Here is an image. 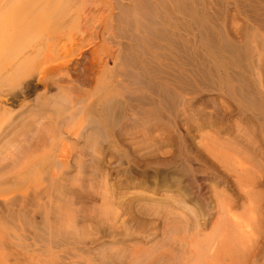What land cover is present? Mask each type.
Segmentation results:
<instances>
[{
    "label": "bare ground",
    "instance_id": "obj_1",
    "mask_svg": "<svg viewBox=\"0 0 264 264\" xmlns=\"http://www.w3.org/2000/svg\"><path fill=\"white\" fill-rule=\"evenodd\" d=\"M34 1L35 0H31V2ZM73 1L76 3L80 0H67V4H64V8L69 7L70 3ZM226 3L229 4V1L134 0L132 4L133 7L131 6L132 8L130 10H124V15L126 17H131L129 22L127 20L124 22L127 21L128 24H133L137 28V51L132 53V55L137 54V57L135 55H129L123 60L134 70L135 68L137 69V85H141L140 89L143 92L141 94V100L139 101L144 105H149L148 107L151 109L150 111L145 109L146 111L148 110L150 114H148V112L147 114H140L143 115V117H139L143 119H138L139 121H137V138L131 139L137 141L138 148L139 146H147L145 150L140 147V150L141 148L142 150L139 154L142 153L143 156H150L159 153L163 156H168L165 160L168 159V161L171 162L169 165L175 166L176 164L179 165L178 163L181 160H179V154L182 152L181 155L184 156V160L180 162L183 164L180 170L183 169L181 170L183 175L189 178L188 176H191V174H188V171L193 169L190 170L189 168L192 167L196 158H194V156L191 157L194 151H191L188 142L192 140V133L194 131H197L199 134L209 129L213 131V134L215 133L216 136H214V138L219 139L218 145L221 142L220 148L224 153L234 151L237 155L246 156V158L248 157L254 162L253 167H251L249 171L247 170L249 176L247 175L245 181H242L240 178L242 175H240V177L239 175L236 176V173L235 175H233L234 173L230 175L231 172L224 174V179L219 182V185L224 186L223 188L226 187L227 189H231L233 187L232 183H235V185H237V190L236 193L235 190L230 191L232 194L227 191H214L215 195H213V200L215 202H213L215 204L213 205L214 207L211 205L213 208L212 210L210 209L211 213L207 215L208 222L206 221V225L209 223L212 224L213 220H215V223L212 224V226L209 224V227L205 225L209 231L203 228L198 230L195 224H192L193 222L189 223L188 219L190 218H188V214V217L184 216L185 214L183 215L186 217L185 220H177L173 217V220L168 221V228L166 231V239L170 242V245L168 246L169 243L167 245L165 244L163 250L165 251L166 246L169 248L164 253L158 254L160 251H157V253L155 252L156 256L157 254L159 255L156 258L152 256L153 253L152 255L150 254L152 257L146 254L149 264H264V35L260 33L264 31V0H240L235 2L237 17H239V13H241L243 16L245 15V18L248 20L244 31L236 33L240 37L234 36V34L232 35L231 32H229L230 30L227 29L226 20L230 16V13L228 11L226 12L225 9H220L224 7ZM8 4H2L0 6V20L3 22L5 20L7 23L9 19L11 21L12 19L15 21L20 20L21 17L17 16L18 14H16V12L24 6L20 3ZM36 4L38 3L34 2V5ZM34 5L32 6L34 7ZM38 6L40 8V18H37L36 15L35 19L29 18L27 20L32 22V20H36L37 18V21L32 22L34 24L33 28L40 31L48 19H54L57 16V8L60 6H58V4L57 6L56 4L52 5L48 0L46 2L41 0ZM123 9L125 8L123 7ZM65 10L67 13L64 15V18L61 19H65V21L68 20L69 22L70 19L67 17L70 18L72 14H69L70 11L68 13L67 9ZM124 11L121 12L123 13ZM60 12L59 10V13ZM248 14L251 15L249 16ZM20 15L23 16V14ZM83 15L79 16L78 14L79 17L77 16V18H79L77 19L79 21V26L77 28L78 34L84 39L86 34L90 32H92V37L100 36L101 33L98 32L97 26H95L97 30H91L90 27L87 26L90 19L89 14L86 16ZM121 21L122 18L119 17L118 23ZM83 22L85 23L83 24ZM10 23L11 22H9V24ZM28 23L29 22H27V24ZM40 23L42 26H40ZM25 24L26 23L22 24L23 27ZM11 25L12 27L14 26L13 24ZM65 25H62L63 28L60 29V31L58 28L59 32L57 36L55 35L56 38L54 36L55 39L52 38V36L51 38H40L36 44H33V42H26V45L21 44V46L15 50H0V61L6 62L7 70H11V73H9V71L6 73L9 75L4 77V74L3 77L0 78V121L4 122L3 119L8 118L10 115L9 113L12 111V107L9 106L11 104L10 96H16L15 94L18 92L26 98L33 93H38L40 86L43 88V92L38 93L37 96L47 95L55 90L58 91L57 98H60L61 102L58 100L54 101L58 104L62 103L63 105V103H67L71 100L70 95H73L74 92H80L81 90L84 91L87 96L95 90V82H102L100 78L109 79L107 61L104 62L103 59H98V62L91 64L88 60L89 50L87 49L90 47V52L95 55V52L92 50L96 46L91 47V44L90 46L82 44L77 47L75 35L72 36L71 31L68 30V28L65 29ZM18 26H16V28ZM12 27L9 26L11 29ZM26 27H28V25ZM9 28L5 31H1L0 29V35L2 34L6 38L5 34H7V38H12L13 34L11 33L17 29L13 27L12 31ZM21 28L18 27V30H21ZM9 30L12 32L10 33ZM31 33H34L33 30ZM68 36L73 37L70 39L71 45L73 46L71 48H67L66 46H64V48H59L61 47L58 46L59 41H61L63 37L68 38ZM190 36H192V39L189 38ZM5 38L4 40L6 42L7 38ZM10 46H13V44L11 43ZM10 46L8 48H11ZM134 50L136 49L134 48ZM26 51L30 53L27 56V53H25ZM105 55H107V53H105ZM54 63L57 64L54 65ZM104 63L105 66L102 67ZM43 64L48 65V68H42ZM35 65H37L38 68H33ZM100 71L101 77L99 76L96 78L97 73ZM132 75L130 76L132 77ZM34 79H37V84L32 85L31 82ZM9 81L14 85H10ZM209 88L218 92L219 95L217 99L222 98V102H224L222 103L224 104L222 114H219L221 111L217 112L218 114L216 115L207 112L208 109L206 107L208 103H211L209 101L214 102L213 99L205 100L203 95ZM105 91L107 95L105 94L106 96H103V89V95L100 96L99 100L91 104L86 110L88 111V114H86L87 117H85V115L83 116L87 119L86 131L81 134L80 137L76 138L79 145L80 141H82L83 148L95 155H100V151L104 149V142L107 143L109 140L110 130L106 131V129H108L106 126L115 125L118 127L121 123L120 116L124 117L120 114V107L122 105L118 97L121 93L116 92V97H112V95L110 97L111 92L109 91V87H107ZM225 95L229 96L232 101L226 100ZM41 100H43L42 102L44 103L32 108L33 110L36 109L34 113L31 112L32 114H36L32 116L33 119H29L30 116L26 117L27 114H21L19 115L21 116L20 118H18L19 116L15 117L17 119H13L3 131H0V175L5 174V176L3 177L2 175V179H0V213L3 212L2 214H4L6 223L10 221L9 223L15 224L18 230L22 232L27 231L30 235H33L31 237L34 240L46 244L45 246L59 243L61 239L63 240L65 238L66 239L63 241H68V237L73 239L80 238L79 240L82 242L84 237L89 234V223L87 224V220L84 221L86 218L83 217V219L82 216L80 218H82L83 221H80L82 222L80 223L78 221L79 217L77 218V216H75L76 214H74L76 209H72L74 205H78L82 199H86L89 196L86 195V197L83 192L87 187L85 181L81 180L82 182L79 183V181L73 182L74 180L71 181V179H69L70 181H68V179L66 181L65 178V180L52 179L49 181V185L46 189H33L31 191L28 189L27 191L14 190L13 194L9 191L11 189L2 188L7 187V184L12 186L13 182L22 180L18 178H23L24 175L35 173V171H39V169L40 171H48L47 166L50 167L51 164L53 167L52 169L50 168V171L59 170L62 172L61 164L65 162L61 160L62 155H58L57 153L49 154L50 160L46 168H41L43 165H46L44 162L46 158L42 159V155H37L39 151L41 152V150L46 148L45 145L48 143L47 140L58 138H50L46 133L40 132L39 128L36 130V125H41L43 119L48 117L47 114H42V112L50 106L46 104L45 101H51V105L54 102L46 98L45 100L41 98ZM62 105L61 107L63 109L65 106L63 107ZM210 105L212 106V104ZM221 105L218 104V106ZM25 106L26 104H23L20 108H24ZM202 106L205 107L203 108ZM214 106H216L215 103ZM216 108L218 109L219 107H215V110ZM178 109L180 110L178 111ZM205 109H207L205 113L208 114H204ZM177 111L180 113L183 112V114H179ZM151 112L154 114H151ZM165 112L169 114H163ZM175 112L178 114H175ZM166 116L168 120L173 117V119L171 118L173 121L170 120L172 122L169 123L168 121V123H165L164 120L167 119ZM182 128L185 129V133L179 135V129ZM140 130H142L145 135L148 134L146 139H140ZM122 132L121 129L118 130L116 136L118 138L123 137ZM155 132L159 133L158 138H160V136H163V138L161 137L162 139H160L159 142L155 141L149 143V137L152 134L154 135ZM133 134L134 133L131 131L128 136ZM59 135H61L59 136L61 142L67 144V136L64 134ZM134 141H132L133 145L136 144ZM51 142L53 144V140ZM109 142L111 141L109 140ZM108 144L111 145L112 142ZM112 147L113 146H108V150H111ZM173 147H175L176 150H172ZM203 148H205L208 156L205 154V158L202 156L203 154H200L201 156L199 155V159H205L207 162L206 164L210 165L207 171H218L219 174V170L221 169H224L225 172L229 171L228 168L230 167L222 157L217 158V164H219L220 167L217 165L218 168H216V163L213 164V166L211 164L213 160L210 158H215L218 155L216 156L215 152L212 153L207 146H203ZM164 149L167 151H164ZM177 150L181 152L178 154ZM43 152L44 151L41 153ZM224 153H222V155ZM196 155L198 156V154ZM225 155L226 154H224V156ZM140 157L138 156L137 159ZM25 158L27 160L32 159L38 164L31 163V160L30 163L33 165L32 167L28 166L25 170H22L23 172L21 175L17 174L20 175L18 177H9L8 174L11 173L9 169H12L16 163H20L23 160L27 161ZM209 160L212 161L210 162ZM27 165H29V163ZM36 167L39 169L37 170ZM20 171L21 169L17 172ZM158 171L160 170L158 169ZM242 171L245 170H241L238 174H241ZM247 172H245V174ZM174 175L175 173H173L175 179ZM169 176L171 177V174ZM186 177L183 178L186 179ZM75 183H79V185L75 186ZM1 188L4 190L3 193ZM187 190L190 189L187 188ZM9 192L12 195H10ZM46 199L49 202L45 201V203H43ZM52 200L60 202L62 206L60 204L55 205L56 203H51ZM198 203H196L197 206ZM100 206V218L98 217L100 220H104L105 218L108 220L115 216L114 214L117 215V207H115V204L110 198L106 199L105 197ZM48 207L54 209V212L51 213L49 210H46ZM239 209L242 210L241 213L238 212ZM189 211L195 213V216H198V214L196 215L197 211H192L191 208ZM185 212H187V210H185ZM37 217L42 219L40 223L36 222ZM154 248L155 247H153V249ZM90 250L85 251L83 249L82 251L87 254L91 253ZM149 251L150 250H148V252ZM105 253V248L100 249L98 254L99 258L102 259ZM116 253H114V258L119 259L122 257L120 252ZM108 256L113 257L111 254ZM150 257L152 259L151 262L149 261ZM140 258H142V256H140ZM16 260L18 259L15 258V261ZM108 261H110V259L105 257L100 263L103 264ZM9 262L10 260L7 261V259L2 258L0 264H9ZM18 263L20 262H15L13 264Z\"/></svg>",
    "mask_w": 264,
    "mask_h": 264
},
{
    "label": "rangeland",
    "instance_id": "obj_2",
    "mask_svg": "<svg viewBox=\"0 0 264 264\" xmlns=\"http://www.w3.org/2000/svg\"><path fill=\"white\" fill-rule=\"evenodd\" d=\"M40 1L41 0H39V2L38 0L37 1L35 0L34 2L35 3L37 2L38 4L34 5V2H31V0L30 1L29 0H18V1L0 0V6L2 4H8V3H9L8 5L20 3L22 6H24L22 7V9H19L16 12V14H18L17 16L21 17L20 20L15 21L12 19L11 21L9 19L8 23L4 19H3L4 22L0 20L1 31L7 30L9 26L12 27L11 24H13L14 29H17V30H18V27L21 28L22 26L21 30L19 29L18 31L17 30L13 31V27L12 29L9 28L10 30L13 31L12 32L9 30L10 33L12 32L11 34H13L14 37L12 36V38L11 37L7 38V34H5L8 42L7 41L5 42L4 35L2 34L0 35V38H1L0 39V50H4V49L7 51H9L10 49L15 50L19 46H21V44L26 45V42L27 43L33 42V44L34 43L36 44L40 40V38H46V37L51 38V36L52 38H54V36L55 35L57 36L60 29H62L63 26L66 24L65 29L68 28V30L71 31L72 36L75 35L76 37V41L78 45V46L76 45L77 47L81 46L82 44H86L88 46H90L91 44L92 45L91 47L96 46L94 47L95 50L94 49L92 50L95 52V55L94 53L90 52V47L87 49L89 50L88 60L91 64L92 63L95 64V62H98L97 61L98 59L99 60L103 59L104 62L107 61V68L109 70V75H108L109 79L107 80L106 78H100L102 82H99V83L95 82L94 83L95 90L93 91L94 93L92 92L93 94L91 93L86 96L84 91L80 90V92H74L73 95H70L71 102L69 101L70 103L69 102L63 103V105L62 103L60 104L56 103L57 100L58 101L61 100L60 98H57L58 91L53 90L51 93H48L47 95L37 96L38 93L43 92V88L41 86L38 89V93H33L26 98H24L23 95L19 92L15 94L16 96H10L11 104L9 106L12 107V111L9 114L11 116L9 115L8 118L3 119L4 122L0 121L1 123L0 131L1 130L3 131L8 126V124L12 122L13 119H17L15 117H18L21 114L22 115L27 114L26 117L30 116L29 119L30 118L33 119L32 116L36 114H32L31 112L34 113L36 109L33 110L32 108L38 106L39 104L44 103L42 102L43 100H41V98H43L44 100L45 98L51 99L52 101L56 100L54 101L55 104L53 102L52 105L50 104L51 101L50 102L48 100L45 101L46 104L50 106H48L47 109L42 112V114H47L48 117L43 119L42 121L43 123L41 125L40 124L36 125L37 129L36 128L35 129L38 130L39 128L40 132L46 133L50 138L52 137H58V138L50 139L51 141L53 140V144L50 140H47L48 143L47 145H45L46 148H44V150H41V152L42 151L44 152L41 153L39 151L37 155L39 156L42 155L41 156L42 159L46 158V160L44 161L46 165H43L41 168H46L47 164L49 163V160H50L49 154L57 153L58 155H62L61 160L62 162L63 161L65 162L61 164L62 165L61 171L64 174L60 172L59 170L50 171V168L52 169L53 167L52 164L50 165V167L47 166L48 171H40V169L36 167V169L37 170L39 169V171H35V173L24 175L23 178H18L22 180H17L13 182L12 186L7 184V187H2V188H7L8 190L11 189L9 191H11V193L13 194L14 190L15 191L17 190L27 191L28 189L29 191H31L33 189H36V190L37 189L41 190L42 188L46 189L49 185V181H51L52 179H58V180L66 179V181L67 179L68 181H70L69 179H71V181L72 180H74L73 182L79 181V183H81L82 181H85L87 183V187H86V190H83V192L85 196L86 195L87 196L89 195V196L88 197L86 196L87 200L85 198L82 199L83 202L81 201L82 203L80 202L78 204L79 206L74 205L73 209L72 207L71 209L72 210L76 209L74 211V214H76L75 216H77V218L79 217L78 218L79 222L83 221L84 219L83 217L86 218L84 219V221L87 220V224L89 223L88 224V232H89L88 235L90 234L91 235L90 236L87 235L86 237H84L83 239L84 242L83 241L80 242L79 240L80 238L73 239L71 237H68L70 241L68 239H67L68 241H63L66 239L65 238L63 240L61 239L62 241L60 240L59 243H55L56 245L52 244L50 246L48 245L45 246L46 244H43L37 240H34L31 237L33 235H30L27 231L22 232L21 230H18V227L15 224L9 223L10 221L9 222L7 221L8 223H6V219L4 217V214H2L3 213L2 212L0 213V259L2 260V258H4V259H7V261L10 260L11 263L9 262V264H13L15 262L16 263L20 262L18 264H101L100 262L105 257H108L110 261L103 263V264H135V263L136 264H149L148 259H147L148 256L146 254L152 255L153 253L152 256H155L154 258H156L157 256H159L158 254L166 252V250L169 248L168 246L170 245V242H168V240L166 239L167 237L166 231L168 228V225H167L168 221L173 220V217L174 219H177V220H181V219L185 220L186 217L184 216H187L188 214L189 217L188 216L187 217L190 218L188 219L189 223L193 222L192 224H195L198 230H201L203 228L209 231L207 227H209V224L211 223H209L208 225H206V223L208 222L207 215L211 213L210 209L212 210V208L214 207L213 205L215 204L214 203L215 201L213 200L214 199L213 195H215L214 191L215 190L217 192L227 191L232 194V192L230 191L235 190V193H236V190H237V185H235V183H232L233 187L231 189H227L226 187L223 188L224 186L219 185V182H221L224 179L223 177L224 174L231 172L230 175L232 173H234L233 175H235L236 173V176L239 175L240 177V175H242L240 178L242 179V181H245L248 175L247 170L249 171L251 167H253L254 162H252L250 158L248 157L246 158V156L239 155V154L237 155L234 151H231L229 153L228 152L224 153L223 150L220 148L221 142L218 145L219 139L214 138V136H216L215 133L213 134V131L209 129L208 130L206 129L202 133H199V134L197 131H194L192 133L193 136L191 135L192 140L188 142L190 145L191 151H194V153L192 152L193 155L191 154V157L194 156V158H196V161L193 162L192 167L189 168L190 170L193 168L191 171L194 170L193 172L188 171L189 172L188 174H191V176H188L189 178L183 175L181 171L183 169L180 170V168L183 167L182 166L183 164L180 162L184 160V156L181 155L182 152L180 150H177L178 154L181 152L179 154L180 155L179 160L181 159L180 162L178 163L179 165L177 164L175 165L177 167L173 165L172 166L169 165L171 162L168 161V159L165 160V158H168V156L166 157L159 153H156L150 156H143L142 153L139 154L142 148L143 150H145L147 146H144V147L139 146L138 148L137 141H134L131 139L137 138V121L143 119L142 118L143 115H140V114H147V112L148 114H150L149 111L151 109L148 107L149 105H144L141 101H139L141 100V97H142L141 94L143 92L140 89L141 85L140 84L139 86L137 85V69L135 68L134 70L132 67L129 66V64H127L124 61L129 55L131 56L135 55L137 57V54L132 55V53L137 51V40H136L137 28L133 24L131 25L128 24L131 17L127 16L128 17L127 18L124 15L125 13L124 10H130L133 7L132 4L134 3V0H85L86 2L84 0H80L82 2L77 1L75 3V1H73L72 2L73 4L70 3V6L67 8H64V4H67L66 3L67 0L66 1L65 0H48L49 2L52 3V5L56 4L57 6L58 4V6H60L59 8H57L58 9L57 16H56L57 18L56 17L54 19L46 18L48 20L47 22H45V25L43 26V28H41L40 31H37L36 28H33L34 24L32 22L33 21L35 22L37 21V18H40V12H39L40 8L38 6L40 5ZM42 1L46 2L47 0H42ZM228 1H229V4L226 3L227 6L225 5L224 7L220 9L221 10L225 9L226 12L228 11L230 13V16L226 20L227 29L230 30L229 32H231L232 35L234 34V36L240 37L236 33H238L239 31H244V29L246 28L245 25L248 23V20L245 18L246 16L245 15L243 16V14L241 13H239V17H237V14L235 11L236 10L235 2L240 1V0H227V2ZM27 5H29L30 8ZM32 5H34V7ZM123 7L125 9H123ZM65 9L68 10V13L70 11L69 14H72L70 18L67 17L68 19H70L69 22L67 19H66L67 21H65V19H61V18H64V15H66L67 13ZM59 10L61 11L60 13H59ZM84 11H85V14H84ZM121 11H124V12L122 13ZM20 14H23V16H21ZM24 14L27 18L24 16ZM78 14L79 16L80 15L82 16L83 14L86 16L89 14L90 19H89L87 26H89L91 30H97L98 28V32H100L101 35L98 37L96 36L92 37L91 35L92 32H90L86 34V37L84 36L85 39L82 36H80L78 34V29H77L79 26V21L77 20L79 19L77 18ZM36 15H37L36 20H32L33 18L35 19ZM248 15L250 16L251 14H248ZM119 17L122 18V21L120 23H118ZM22 18L23 19L25 18V19L23 20ZM29 18H32L30 19L32 20V22L27 20ZM125 20H127L128 22L127 21L124 22ZM77 21L78 23L76 24ZM9 22L11 23L9 24ZM23 22L26 23L24 27L22 25L24 24ZM27 22L29 23L27 24ZM84 23L85 22H83V24ZM27 25L28 27H26ZM59 25L61 26V28ZM16 26L18 27L16 28ZM40 26H42V24ZM95 26H97V28ZM58 28H59V31H58ZM32 30L35 34L31 33ZM260 33L264 35V31ZM71 38L73 37L71 36L70 37L68 36V38L63 37V39L59 41L58 43V46H61L59 48H64V46H66L67 48H71L73 46L71 45L72 44L70 40ZM82 38L84 41L82 40ZM189 38L192 39V36H190ZM9 39H11L12 41ZM17 39H21V40H17ZM80 41L83 43H81ZM11 43L13 44V46H10ZM8 45L11 48H8L9 47ZM134 48L136 50H134ZM25 53H27L26 56L30 54L29 51H26ZM105 53H107L108 56L105 55ZM56 64L57 63H54V65ZM124 65L126 66V68ZM104 66H105V63L103 64L102 67ZM33 68H38V67L37 65H35L33 66ZM42 68H48V65L43 64ZM8 71L9 73H11V70L9 69L7 70L6 62L0 61V78H2L4 74H5L4 77L6 75H9V74H6L8 73ZM100 74H101V71L97 73L96 78H98ZM130 75H132V77ZM132 78H135V79H132ZM9 84L14 85L10 81H9ZM31 84L32 85L37 84V79H34L31 82ZM107 87H109V91L111 92L110 97L111 95L112 97L114 96L116 97V94H115L116 92L121 93V95L119 94L118 98L120 99L121 105H122L120 107V114H122L124 117L120 116L121 123L118 127L115 125L106 126L108 128L106 129V131L110 130L109 140L112 142V144L111 145L108 144V143H111L109 142V140L107 143L104 142L105 150L104 149L101 150L100 151L101 153H99L100 155H95V154H92L90 151L85 150V148H83L84 146H83L82 141H80V145H79V143H77L76 138L80 137L81 134H83L86 131V128H87L86 120L87 119L85 117H87L86 114H88V111L86 110L90 107L91 104H93L94 102L96 103V101L99 100L100 96H102L103 94H104L103 96L107 95L105 93L106 92L105 90H107ZM103 89H104V93L102 92ZM203 95L205 97V100L206 99L214 100V102L209 101L211 102L210 104H212V106L208 103L206 107L208 110L205 109L204 114H208V113H205L206 110L207 112H209V114L212 113V115H216L218 114L217 112H220V111L221 112L219 114L223 113L224 104L222 103L224 102H222L223 101L222 98L217 99L219 95L217 91L215 90L213 91L212 88H209L205 91ZM225 99L229 100L230 102L232 101L230 97L226 95H225ZM214 103L216 106H214ZM217 103L219 105L221 104L222 105L218 106ZM23 104H26V106L24 108H20L21 105ZM61 105L63 107L65 106L66 108L64 107L62 109ZM202 107L204 108L205 106H202ZM215 107H219V108L218 109L216 108L215 110ZM145 109H148L149 111L148 110L146 111ZM179 110L180 109H178V111ZM177 112H175V114H178V113L183 114V112L181 113L180 112L177 113ZM70 114H71V117H70ZM151 114H154V113L151 112ZM163 114H169V113L165 112ZM84 115L85 117H83ZM139 116H142V117H139ZM167 116H166L167 119L165 118L166 120H164V122L165 123H168V121L169 123L172 122L173 117H171L172 119L169 118L168 120ZM20 117L21 116H19L18 118ZM126 125L128 126V128ZM120 129L123 131L122 132L123 137L118 138L116 135L118 133V130ZM182 129H179V135L181 134L183 135L185 133L184 132L185 129L183 130ZM131 131L134 134L131 136H128ZM59 134H64L65 136H67V139H68L67 144L61 142V139H59V136L61 135ZM139 135H140V139L143 138V140L147 138L146 136H148V134L145 135L142 130H140ZM152 135L148 139L149 143L155 142V141L159 142L160 139L163 138V136H160V138H158L159 133L157 132H155L153 136ZM132 141H134V143L136 144L133 145ZM107 145L113 146L112 149L108 150ZM203 146L209 147V150L212 153L215 152L216 156L218 155L215 158L209 157L210 159L213 160V161L212 160H209V161L214 162V163L211 162L212 165L216 163L215 167L216 168L220 167L219 164H217L218 162L217 158L222 157L223 160L227 162L226 164L229 165L230 167L228 168L229 171L225 172L224 169L223 170L218 169L220 171V174L218 173V171L217 172L216 171L214 172L211 170L207 171V169L210 168L209 167L210 165L206 164L207 162L205 161V159H199L200 154L201 155L203 154L202 156H204L205 158L206 156H208ZM140 147H142L141 150H140ZM219 149L222 151H220ZM172 150H176V148L173 147ZM164 151H167V150L164 149ZM222 153L226 155L224 156V154L222 155ZM196 154H198V156ZM94 156L97 158H95ZM138 156L139 157L142 156V157L137 159ZM38 158L42 160L40 157ZM31 160L32 159L27 160L29 165H27L28 163L25 160H23L20 163H16L12 169H9L11 173L8 174V176L11 178L12 176L13 177L20 176L21 173L23 172L22 170H25L28 166H31V167L33 166L31 165V163H35V164L37 163V162H34L33 160L31 162ZM17 164H18V167H17ZM79 168H82V169H79ZM20 169L21 171L17 172ZM158 169L160 171H158ZM243 169L245 171H242L241 174H238ZM157 171L161 174H159ZM245 172L247 173L245 174ZM169 173L171 174V177L169 176L170 175ZM173 173H175L174 175L175 179L173 177ZM17 174H20V175H17ZM2 175L3 177L5 176V174H2ZM2 175H0L1 177L0 179H2ZM182 176L186 177V179L183 178ZM171 179H173L174 181ZM79 183H75V186L76 185L78 186ZM187 188L190 190H187ZM200 190H201V193H200ZM1 191L2 193L4 192L3 189ZM105 197L106 199L110 198V200L115 204V207H117L116 209L118 211H117V215L114 214L116 217L111 216L112 217L111 219L107 220L105 218L104 220H100L99 219L100 218L99 216L100 208L99 207H101L100 205H102V202L104 201ZM45 201L49 202L46 199L43 201V203H45ZM198 202L201 204H199ZM51 203H56L55 205L60 204V202H57V201L55 202V200H52ZM196 203H198V206L196 205ZM60 205L62 206V204ZM190 208L192 211H197L196 215L198 214V216H195V213L189 211ZM197 208H200V209H197ZM46 210H49L51 213L54 212V209H50L49 207ZM185 210H187V212H185ZM208 210H209V213H208ZM238 212L241 213L242 210L239 209ZM81 216L83 219L80 218ZM36 219H37L36 220L37 223H40L42 220L40 217H37ZM214 221L215 220H213L212 224L215 223ZM28 234H29V237H28ZM165 244L166 245L168 244V246H166V249L164 251L163 249L165 248L164 247ZM153 247L155 248L153 249ZM158 247L160 250L158 249ZM103 248L106 249V253L104 257L101 259L99 258L98 254H99V250ZM81 249L82 250L84 249L85 251L90 250L91 253H87L88 254L87 255ZM148 250H150L149 251L150 253L148 252ZM157 251L158 252L160 251V252L156 256ZM113 252L114 253L120 252L122 254V257L119 259L114 258ZM109 254L113 255V257H109L108 256ZM140 256H142V258H140ZM151 257L149 259L150 262L152 261ZM15 258L18 260L15 261ZM22 260L25 262H23ZM4 264H7V263H4ZM158 264H162V263H158Z\"/></svg>",
    "mask_w": 264,
    "mask_h": 264
}]
</instances>
